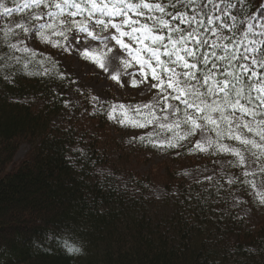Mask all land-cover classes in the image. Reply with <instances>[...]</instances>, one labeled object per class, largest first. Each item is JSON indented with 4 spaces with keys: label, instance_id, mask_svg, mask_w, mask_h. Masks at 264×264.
<instances>
[{
    "label": "trees",
    "instance_id": "16d2710c",
    "mask_svg": "<svg viewBox=\"0 0 264 264\" xmlns=\"http://www.w3.org/2000/svg\"><path fill=\"white\" fill-rule=\"evenodd\" d=\"M0 3L19 9L0 16V37L9 17L56 11L51 4L23 8L24 0ZM241 8L246 17L264 16V0H244L234 10L238 17ZM19 39L3 37L0 54L7 57L4 45ZM32 43L37 60L48 57L43 68L34 61L25 69L19 52L21 64L0 65L2 264H264V219L243 213L250 205L258 215L259 205L241 183L248 180L243 168L229 166L234 157L213 156V149L190 154L191 137L182 147L157 149L140 141L149 134L121 135L125 126L113 124L112 109L88 90L68 107L72 76L57 63L55 48L38 38ZM45 69L49 75L30 74ZM22 146L27 151L16 163ZM224 159L236 184L191 174ZM49 234L55 239L45 243ZM64 239L80 252L68 255L59 246Z\"/></svg>",
    "mask_w": 264,
    "mask_h": 264
},
{
    "label": "snow or ice",
    "instance_id": "6c2138e0",
    "mask_svg": "<svg viewBox=\"0 0 264 264\" xmlns=\"http://www.w3.org/2000/svg\"><path fill=\"white\" fill-rule=\"evenodd\" d=\"M243 3L244 0H24L22 7L29 10L41 6L47 8L51 4L59 11L34 13L27 25L17 24L16 27L24 35H38L42 43H51L53 48H62L65 52L69 51L65 43L52 41L45 33L51 31V35L63 37L64 42H69L68 33L75 29L107 48V52L102 53L104 57L113 52L108 42L114 41L120 52L126 53L130 59L122 61L125 73L110 78L120 83L119 75H130L133 77L131 87L138 88L148 83L150 76L156 81L150 87L159 94L155 105L134 107L141 119L125 118L120 121L121 126L147 128L155 124L157 128L173 133L166 142H153L151 133L147 138H139L141 142L148 139L151 146L157 149L182 147L184 141L200 132L201 140L190 154L197 151L208 153L209 149H213L210 153L213 156L234 157V161L228 162L233 168H244L248 158H251L250 163L256 164L259 172L245 170L242 175L253 177L264 175V16L258 19L249 14L246 17L241 8L238 17L234 10ZM85 4L89 5L87 18L93 24L91 30L83 19L75 20L85 13ZM18 11V8L0 3V16H11ZM129 13L151 21V26L139 18L132 19ZM149 13L154 15H147ZM46 16L53 17V23L32 24V21H41ZM59 17L73 19L56 22ZM103 17H108V21ZM113 18L122 19L120 23H113ZM109 29H115L118 35L102 37L101 34ZM16 34L13 29H5L0 42L3 37ZM257 36L261 39H255ZM125 37L130 43L124 42ZM73 40L76 44L81 43L75 37ZM24 45V40L17 43L9 41L4 45L9 54L7 57L0 54V65L5 59L9 63L21 64V56H15L16 52L27 58L28 62L23 63L25 69L34 61L42 68L49 62L46 56L37 60V53ZM96 51L92 49L93 53ZM81 55L84 59L90 58L87 50ZM118 56L119 53H116L112 59ZM96 62L93 59V63ZM133 62L139 65V72L129 73L127 70L134 66ZM98 66L107 71L104 63ZM12 74L8 73L9 76ZM30 74L50 73L45 69L44 72ZM136 76L140 77L139 81ZM117 108L124 115L125 106L113 105L112 112H116ZM157 109L167 114L157 115ZM108 118L114 119V116L109 114ZM209 132L214 134L215 139L209 136ZM225 139L234 141L239 147L223 143ZM226 183L231 185L237 181L229 179ZM241 183L250 185L252 191L257 190L254 180H243ZM259 202L264 204V197H260ZM54 239L49 234L45 243ZM59 246L68 255L80 252V248L74 247L67 239L60 241Z\"/></svg>",
    "mask_w": 264,
    "mask_h": 264
},
{
    "label": "rangeland",
    "instance_id": "374dc122",
    "mask_svg": "<svg viewBox=\"0 0 264 264\" xmlns=\"http://www.w3.org/2000/svg\"><path fill=\"white\" fill-rule=\"evenodd\" d=\"M85 13L82 16H78L75 18V20L79 21L81 19L84 20L85 23L89 24L90 30L93 28V24L88 21L87 18V10L89 8V5L85 4ZM59 10L56 9V11L48 10L47 12H42L39 10H35L33 12H28L24 16L20 17H9L7 19V22L5 23V26L7 29H13L16 35H14L16 38H20V40H24L25 45L27 47H30L33 43V39H39L38 36L33 35L32 33L28 35H24L23 31L16 27L17 24H25L27 25L29 22V17H31L34 13H43L46 14L48 12L57 13ZM68 11H74V9H69ZM98 15V14H97ZM132 19H141L143 23H148L149 26H151V21L145 20L143 18L132 16L131 13L128 14ZM147 15H154V13H149ZM105 21H108V17H103ZM73 18L71 17H59L56 22L59 21H65V20H71ZM95 17H93V20ZM122 18H113V23H120ZM37 23H53V17L46 16L45 19H42L41 21H32V24ZM125 31H128L130 29H124ZM45 35L50 37V40L57 41L61 43H65V47L69 48L68 52H65L62 48H55L56 49V61L61 65V67L66 71L67 74L72 76L73 79V87L71 90H69L66 93V104L68 107L72 106L75 103L76 97L78 94L83 90H88L93 97H96L95 101L98 105H108L110 109H112L113 105H124L125 111L124 115H121V109L117 108L116 112H112L111 114L114 116V119H111L113 124L116 123V121H121L125 118L129 119H141V116H137L136 112L134 111V107L139 105L143 106L145 104H153L155 105L157 103L156 98L158 97V92L156 89L151 88V84L156 83V81H153L151 77L149 76L148 83H143L138 88L131 87V81L133 79L132 76L124 74L119 75L118 79L120 80V83H117L113 81L110 77L112 75H117L120 73H125V69L123 66L122 61L126 59H130L126 53L120 52L119 46L115 44L114 41H109L108 46L113 49L112 53H108L107 57H104L102 53L107 52V48H103L100 42L89 40L86 34L78 33L75 29L68 33L69 35V42H64L63 37H57L54 35H51V31H48L45 33ZM111 35H118L116 33L115 29H109L107 33H102L101 36H111ZM37 37V38H36ZM73 37H75L76 40H80V44H76L73 40ZM84 41H87V43H84ZM125 43H130L127 38H124ZM49 46H51V43H49ZM53 48V47H52ZM95 48L97 51L95 53L92 52V49ZM88 51L90 53L89 59H84L81 55L84 51ZM119 53V56L117 59L113 60L112 57L114 54ZM93 59H96V63H93ZM162 59H166L163 58ZM131 62V61H130ZM99 63H104L105 67L107 68V71H104L101 69L98 65ZM133 67L128 69L127 71L129 73L131 72H139V65H136L133 62ZM135 79L138 81L140 80L139 76H136ZM123 85V86H121ZM162 98V97H161ZM167 113H164L162 111H159L157 109V115L163 116ZM174 119V118H173ZM115 127V126H114ZM116 129L118 128L115 127ZM122 132L119 133L121 135L126 136H132V135H142V134H152L158 141H164L166 142L168 139L172 138L173 133L164 131L162 129H159L156 127L155 124L147 127V128H133L131 126H125L121 127ZM183 130V129H181ZM209 136H212L213 139H215V136L213 133L209 132ZM201 140V133L197 132V134L193 137H191L190 142L197 143ZM225 144H229L232 146L239 147L236 143H233V141H228L225 139L223 141ZM212 150V149H209ZM27 151L26 146L20 147L19 151L17 152L14 161L17 163L20 161L23 156L25 155ZM158 159V158H156ZM250 159L248 158V162H246L245 167L243 168V172L245 170H256L259 172V169L257 168L256 164L250 163ZM158 161V160H155ZM227 159L219 160L218 166L213 168H204L203 166L198 165L195 171L192 172V176L197 178H215V179H224L225 182L229 179H235V177L229 173L228 175L225 174L226 170V164ZM242 172V173H243ZM248 180H254L257 185V190L252 191L254 198H256V202L259 205L258 209V215H254L252 213V207L250 205H247L245 208L244 214H247L251 219L259 220L264 219V204H261L259 202L260 197H264V175L261 176H253V177H246ZM259 193V196H258Z\"/></svg>",
    "mask_w": 264,
    "mask_h": 264
}]
</instances>
